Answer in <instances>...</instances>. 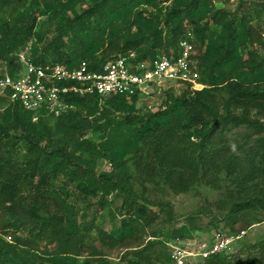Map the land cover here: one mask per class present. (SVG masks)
Returning a JSON list of instances; mask_svg holds the SVG:
<instances>
[{
    "label": "trees",
    "instance_id": "trees-1",
    "mask_svg": "<svg viewBox=\"0 0 264 264\" xmlns=\"http://www.w3.org/2000/svg\"><path fill=\"white\" fill-rule=\"evenodd\" d=\"M86 1L0 0V59L9 73L14 76L22 68L18 52L33 39L31 58L37 65L75 69L85 62L96 69L132 54L137 62L154 60L160 52L178 56V39L188 27L198 36L199 48L207 46L205 88L188 89L156 113L137 109L139 95L103 101L72 97L73 111L60 118L42 112L37 121L34 112L0 97V212L8 228L0 234V264H171L166 243L198 228L191 219L190 229L149 234L161 214L170 225L177 217L169 203L157 205V212L136 198V178L142 187L162 184L176 195L198 185L224 191L217 207L235 235L261 223L264 58L244 54L262 43L261 36L209 0L177 6L164 21L142 14L140 8L155 0H91L82 13L62 17ZM44 15L66 19V27L61 25L50 40L37 32ZM210 20L222 28L219 35L209 33ZM241 127L251 137L237 153L226 133ZM92 132L101 133L100 146L88 138ZM99 158L118 172L97 174ZM129 163L135 175L128 172ZM62 179L74 183L84 200L98 199L100 209L109 210L113 228L80 223ZM113 192L123 200L115 209L108 200ZM94 242L124 253L113 262ZM253 249L247 261H228L221 253L201 264H264V241Z\"/></svg>",
    "mask_w": 264,
    "mask_h": 264
},
{
    "label": "rangeland",
    "instance_id": "rangeland-1",
    "mask_svg": "<svg viewBox=\"0 0 264 264\" xmlns=\"http://www.w3.org/2000/svg\"><path fill=\"white\" fill-rule=\"evenodd\" d=\"M66 1V0H65ZM191 0H155L151 4L143 5L140 9L144 16H154L162 21L166 18L169 12L179 6H184L185 3H189ZM216 10H225L229 16L235 17L238 21H243L245 24L252 26L257 34L261 36V42L255 46H249L245 49L244 54L248 52H254L258 58H264V0H209ZM91 3L88 0L81 5L77 6L75 10L68 11L67 14L62 17H74V13L80 14L86 10ZM184 8V7H183ZM50 15H44L40 17L37 32L42 33L47 39H52L58 36L61 25L66 27L65 20L55 21L50 18ZM61 17V18H62ZM210 34L219 35L222 31L220 26H216L209 21ZM136 31V27L132 29V32ZM188 40L194 47L192 53V73L189 76L188 81H164L158 85L149 88L138 101L137 109L143 113L152 112L156 113L163 110L167 104L172 102L173 98L182 96L188 89L192 91H200L205 88L201 84L207 79V75H202L206 68L205 62L202 58L205 55L207 46L200 49V41L195 34L194 29L185 28L184 35L178 39V45L180 41ZM67 41V38L64 39ZM33 39L25 48L18 52V55L31 56ZM208 43V42H207ZM179 47V46H178ZM42 48V47H41ZM164 53H159L158 56ZM165 55V54H164ZM5 61L0 59V70L5 69ZM250 133L245 128L231 129L226 133L227 142L233 147V149L239 153V147L247 146L249 144ZM88 138L94 140L98 146L104 141L101 140V133H90ZM97 174H116L118 171L112 167L108 160L99 158L97 160ZM127 170L129 173L135 175V171L131 165L128 164ZM61 186H63L68 194L71 196L78 210L79 222L95 223L97 225L104 226L107 230H111L114 223L110 222L109 210H102L98 206V199L92 198L91 200H84L83 195L76 188V185L72 182L61 180ZM133 193L138 199H145L148 206L153 210L160 212L158 206L160 203H169L173 206L174 213L177 217V221L174 225L165 223V215H160V220L149 230V234L153 232L172 231L173 229H180L183 227L191 228V219L198 228L191 233L185 239H191L199 243L207 242L211 243L213 238L217 235L231 237L235 239L230 245V249L223 255L228 261L241 259L247 261L254 257V246L261 244L264 241V216H259L261 223L254 224L246 232L241 235H235L230 232L226 221L222 219V212L217 207V202L222 198L223 193L215 191L205 185H198L192 191L176 195L172 193L166 186L162 184H147L146 187H142L137 178L132 180ZM225 186V185H224ZM108 200L112 202V209L122 206V198L118 197L117 192H113ZM5 214L0 212V234L1 230H7L4 227ZM119 220L117 221L118 224ZM7 241L12 242L10 237H6ZM164 240V237L162 238ZM150 238H147V241ZM95 243V242H94ZM95 246L104 253L111 261L118 262L123 255L122 250H108L103 248L98 242ZM87 258H80L82 261ZM42 264V261L39 260ZM44 263V262H43Z\"/></svg>",
    "mask_w": 264,
    "mask_h": 264
},
{
    "label": "built area",
    "instance_id": "built-area-1",
    "mask_svg": "<svg viewBox=\"0 0 264 264\" xmlns=\"http://www.w3.org/2000/svg\"><path fill=\"white\" fill-rule=\"evenodd\" d=\"M194 47L188 40L179 43V55H160L137 62L134 54L108 61L92 69L83 62L78 68L63 65H37L31 56L19 55L22 68L12 76L0 70V97L18 103L26 111L47 113L60 118L75 109L72 97L98 96L101 101L114 96L142 97L147 90L164 81H188L192 73ZM235 238L217 235L211 243L191 239L167 242L171 264H201L225 253Z\"/></svg>",
    "mask_w": 264,
    "mask_h": 264
}]
</instances>
